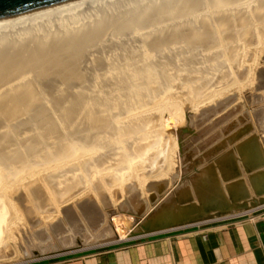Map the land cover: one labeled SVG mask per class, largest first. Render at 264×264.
Here are the masks:
<instances>
[{"label":"bare ground","instance_id":"6f19581e","mask_svg":"<svg viewBox=\"0 0 264 264\" xmlns=\"http://www.w3.org/2000/svg\"><path fill=\"white\" fill-rule=\"evenodd\" d=\"M260 65L264 0H65L0 18V262L49 250V238L75 250L264 200V135L198 169L185 154L183 182L142 219L118 221L110 193L123 183V207L141 211L151 171L191 140L180 99L190 123L212 121Z\"/></svg>","mask_w":264,"mask_h":264},{"label":"rangeland","instance_id":"374dc122","mask_svg":"<svg viewBox=\"0 0 264 264\" xmlns=\"http://www.w3.org/2000/svg\"><path fill=\"white\" fill-rule=\"evenodd\" d=\"M261 59L262 58L259 56V61ZM233 66L234 62H232V67ZM263 70L264 67L261 66L254 71L239 75L238 82L240 83V85H244L246 89L241 93L236 92L228 102V105L226 107L230 108L231 111L229 113L223 115L222 113H224L227 108H224V110L219 109L218 113L214 114L215 116H213L214 118L212 119V121H210V118L207 122L202 123L197 121L195 123H190V119L188 117L190 114L186 112V106L187 104H190L192 102L189 103L185 102V99H180L185 119L183 126L187 128V131L185 132L191 138V140L188 142V146L185 145L183 148L181 144L182 142L177 143L172 154L171 167H164V171L160 170L157 173L151 171L152 175H150V177H147L148 180L145 182V185H147L151 180L155 179L166 181L167 184L165 185L164 189H162L161 193H153L155 192L154 189H148L144 185L143 190L140 192L139 198L140 201H143L144 204L142 206V210L138 213L130 204H128V206L125 208L123 207V203L128 198L127 188L125 187V185L123 183H118L119 188L121 187V191L113 187V190L110 193L114 199L116 198V200L113 202L111 207L114 210V214L116 215L115 218L118 221L121 220L118 216L123 213L133 212L134 215L139 216V219L144 218L149 212V209L153 206V203L151 204L153 195H155L153 198H156L155 200H158L160 197H162V195H165L169 191H173L180 182H183L186 176V174L184 173L183 163V157L185 154L190 158L191 162H194L193 167L195 169H198L203 167L204 165H207L210 158L216 157L215 159H217V157H220V155H222L224 151H227L234 144H237L243 137L264 135V84L262 85L261 83H258L259 74H263ZM195 82L201 83L202 81L200 79H196ZM258 84L261 85L259 89H257ZM188 85V83L184 84L185 87ZM189 94H191L190 97L192 98L190 100H192L193 102L203 99L202 96H199V98L196 99L195 95H192V91H189ZM220 99H223V97H220ZM219 115H222V117H219ZM172 134H174L176 138V129L172 131ZM234 135H237V137L231 140L230 138ZM263 213L264 200L257 201L254 204L250 205L249 208L239 213L230 214L228 216H207L203 220L193 221L184 225L183 227L180 226L169 231L145 234L137 238L113 241L95 246L91 243H87L85 246L75 250H72L74 249L72 245L63 248L62 246H59L57 240L49 238L48 242L51 243L52 246H54L53 248L46 251H41L39 254L32 255L30 252L26 254L21 248L19 249L18 247H16L12 253V259L9 261H4L2 263L0 262V264H28L36 259H50L53 257L67 255L76 251H90L106 247H113L116 245H128L138 241L146 235L175 234L191 231H201L210 229L218 223L229 220L231 218L245 216L254 217ZM209 217L211 218L207 219ZM110 220L111 219H109V222H111Z\"/></svg>","mask_w":264,"mask_h":264},{"label":"crops","instance_id":"0c3cea01","mask_svg":"<svg viewBox=\"0 0 264 264\" xmlns=\"http://www.w3.org/2000/svg\"><path fill=\"white\" fill-rule=\"evenodd\" d=\"M28 264H264V213L231 218L206 230L146 235L128 245Z\"/></svg>","mask_w":264,"mask_h":264},{"label":"water","instance_id":"95a60500","mask_svg":"<svg viewBox=\"0 0 264 264\" xmlns=\"http://www.w3.org/2000/svg\"><path fill=\"white\" fill-rule=\"evenodd\" d=\"M65 0H0V18Z\"/></svg>","mask_w":264,"mask_h":264},{"label":"built area","instance_id":"2783aa9c","mask_svg":"<svg viewBox=\"0 0 264 264\" xmlns=\"http://www.w3.org/2000/svg\"><path fill=\"white\" fill-rule=\"evenodd\" d=\"M259 216V215H258Z\"/></svg>","mask_w":264,"mask_h":264}]
</instances>
